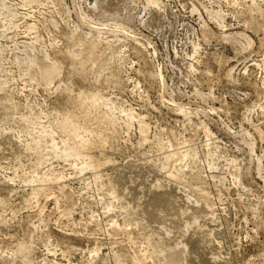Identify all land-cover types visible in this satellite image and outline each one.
<instances>
[{
  "label": "rangeland",
  "instance_id": "1",
  "mask_svg": "<svg viewBox=\"0 0 264 264\" xmlns=\"http://www.w3.org/2000/svg\"><path fill=\"white\" fill-rule=\"evenodd\" d=\"M0 264H264V0H0Z\"/></svg>",
  "mask_w": 264,
  "mask_h": 264
}]
</instances>
